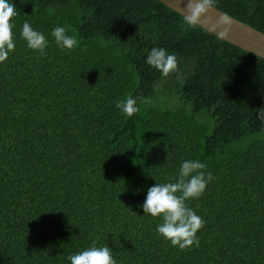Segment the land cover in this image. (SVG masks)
<instances>
[{
    "label": "trees",
    "instance_id": "1",
    "mask_svg": "<svg viewBox=\"0 0 264 264\" xmlns=\"http://www.w3.org/2000/svg\"><path fill=\"white\" fill-rule=\"evenodd\" d=\"M0 62V264H70L93 242L116 264H264V58L160 0H14ZM264 32V0H210ZM24 21L48 41L28 49ZM76 37L59 48L50 32ZM176 57L167 76L145 56ZM137 98L131 117L117 107ZM184 159L213 176L186 201L204 223L180 249L144 214Z\"/></svg>",
    "mask_w": 264,
    "mask_h": 264
},
{
    "label": "clouds",
    "instance_id": "2",
    "mask_svg": "<svg viewBox=\"0 0 264 264\" xmlns=\"http://www.w3.org/2000/svg\"><path fill=\"white\" fill-rule=\"evenodd\" d=\"M203 4L210 0H202ZM188 7L195 13L201 4L193 7L192 0H188ZM16 15L14 0H0V62L5 61L15 48L13 27L10 18ZM185 19L191 23L192 17ZM20 37L25 41L28 49L44 54L48 41L42 31L35 29L28 21H24ZM55 44L61 49L71 50L76 44V37L68 34L63 25H57L50 32ZM144 62L157 70L162 76H167L177 67L176 57L164 47H152L148 50ZM116 107L126 116L131 117L138 111L137 98L127 96L118 101ZM257 119L264 123V108L256 113ZM205 165L198 159H184L181 161L176 178L173 181L158 182L148 187L145 199L139 206L144 214L159 217L156 232L172 246L180 249L198 245V230L203 226V219L186 201L198 198L205 190L213 176L204 171ZM70 264H116L112 250L108 246H97L95 242L67 257Z\"/></svg>",
    "mask_w": 264,
    "mask_h": 264
},
{
    "label": "water",
    "instance_id": "3",
    "mask_svg": "<svg viewBox=\"0 0 264 264\" xmlns=\"http://www.w3.org/2000/svg\"><path fill=\"white\" fill-rule=\"evenodd\" d=\"M181 15L192 17V22L214 33L222 39L264 58V32H261L225 12L203 4L202 0H192L193 7L201 4L195 13L188 7V0H160Z\"/></svg>",
    "mask_w": 264,
    "mask_h": 264
}]
</instances>
